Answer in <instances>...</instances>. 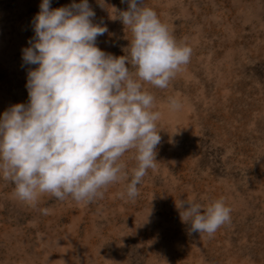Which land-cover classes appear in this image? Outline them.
I'll list each match as a JSON object with an SVG mask.
<instances>
[{
    "label": "rangeland",
    "instance_id": "1",
    "mask_svg": "<svg viewBox=\"0 0 264 264\" xmlns=\"http://www.w3.org/2000/svg\"><path fill=\"white\" fill-rule=\"evenodd\" d=\"M144 2L193 50L167 89L145 86L161 113L155 169L134 202L124 181L92 204L42 196L31 207L0 179V264H264V0ZM41 3L0 0V116L28 102L27 73L37 66L23 64L22 49ZM104 3L89 0L93 23L108 28L96 43L119 57L132 38L117 19L128 5ZM170 97L180 110L170 109ZM132 155L124 157L129 172ZM221 197L231 224L211 238L189 234L176 203Z\"/></svg>",
    "mask_w": 264,
    "mask_h": 264
},
{
    "label": "clouds",
    "instance_id": "2",
    "mask_svg": "<svg viewBox=\"0 0 264 264\" xmlns=\"http://www.w3.org/2000/svg\"><path fill=\"white\" fill-rule=\"evenodd\" d=\"M121 2L128 7L117 19L132 38L119 57L97 46L108 28L93 23L89 0L55 9L42 0L33 18L35 35L22 49L23 64L37 66L27 73L28 102L0 116V179L14 184L15 198L31 207L42 196L92 204L124 181L134 202L156 167L161 113L145 86L167 89L193 50L144 0ZM169 107L178 111L181 101L170 97ZM128 153L136 162L130 172ZM176 207L189 234L211 238L231 224L232 209L222 197L207 204L181 200Z\"/></svg>",
    "mask_w": 264,
    "mask_h": 264
}]
</instances>
